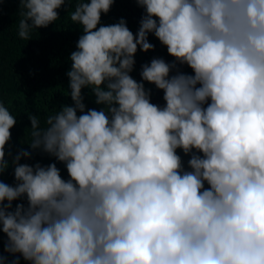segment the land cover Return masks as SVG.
Masks as SVG:
<instances>
[{"label": "clouds", "instance_id": "1", "mask_svg": "<svg viewBox=\"0 0 264 264\" xmlns=\"http://www.w3.org/2000/svg\"><path fill=\"white\" fill-rule=\"evenodd\" d=\"M114 3L20 0L21 40L66 8L82 34L72 104L43 125L29 115L30 149L67 179L56 163L22 164L29 151L9 164L17 117L0 101V175L15 178L0 180L5 251L13 264H264V0H136L135 34L102 23ZM150 35L174 60L154 57L137 81Z\"/></svg>", "mask_w": 264, "mask_h": 264}, {"label": "trees", "instance_id": "2", "mask_svg": "<svg viewBox=\"0 0 264 264\" xmlns=\"http://www.w3.org/2000/svg\"><path fill=\"white\" fill-rule=\"evenodd\" d=\"M76 0H73V9ZM20 0H0V101L4 102L17 123L11 129V141L6 146V159L12 165L16 155L22 151L32 150L28 142L31 140V122L29 115H37L42 125L49 115H54L63 105H71L68 94L69 79L66 73L70 70V55L76 51V44L81 36V30L72 24L68 11L62 9L59 13L61 19L48 28L34 31L32 40H21L17 35V25ZM143 10L137 6L136 0H115L110 13L102 16L103 24L117 23L125 19L129 29L135 34L139 28ZM149 42L155 50L149 53L138 51L136 67L132 76L141 81V68L154 57L164 58L168 62L174 60L168 55L166 47L152 35ZM182 71L191 73L187 67ZM152 91V102L163 105V92L154 85L145 84ZM85 103L88 108L99 110L95 97L84 90ZM183 157V153H180ZM185 166L189 157H183ZM22 164L35 165L40 163L48 165L56 163L61 169L64 178H68L67 170L63 164L45 154L32 152V158L21 159ZM0 180L10 185L15 184L14 166L4 174ZM15 206V205H14ZM6 235L0 231V256H6L9 264H13L15 257L5 251ZM19 264H27L20 258Z\"/></svg>", "mask_w": 264, "mask_h": 264}]
</instances>
